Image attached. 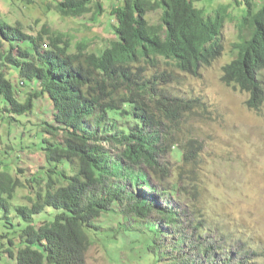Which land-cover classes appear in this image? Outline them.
<instances>
[{
  "label": "trees",
  "instance_id": "trees-1",
  "mask_svg": "<svg viewBox=\"0 0 264 264\" xmlns=\"http://www.w3.org/2000/svg\"><path fill=\"white\" fill-rule=\"evenodd\" d=\"M243 4L245 12L237 28L249 34L239 36L234 45L237 56L222 68L221 82L247 94V109L258 112L264 103L259 78L264 71V0L258 10L253 0H243ZM54 9L63 17L92 14L93 19L105 11L100 0H62ZM157 11L158 24H150L147 15ZM108 15L113 18L114 40L100 55L88 52L84 42L76 43L75 52L69 54L68 39L47 26L33 37L20 24L0 25L3 112L30 114L34 101L43 97L52 108V125L43 127L44 190L39 187L32 201L31 186L28 201L32 203L16 208L26 227L19 234L15 264H87L89 235L101 230L98 219L117 215L113 208L118 204L124 205L122 221L125 215L140 219L152 234L154 247H163L157 243L162 225L177 233L183 214L177 212L174 191L168 187L157 193L149 184L147 170L159 168L160 158L167 152L165 145L174 136L164 127L206 110L199 100L186 101L161 91L160 86L167 85L171 77L159 72V67L164 64L199 77V70L211 66L223 53L226 9L219 7L206 15L191 0H124L122 6L111 5ZM16 42L29 44L31 50H22ZM45 43L47 49L43 50ZM11 67L38 88L23 103L5 77ZM148 68L154 70L150 77ZM110 146L117 148L119 155L112 153ZM179 154L185 163L189 154ZM19 186L17 179L0 174V193L6 195L0 198V210L5 219L8 201ZM133 190H140L143 196ZM47 209L54 211L52 219L34 225L33 217ZM152 217L158 223L150 220ZM122 228L124 223H118L116 232L120 229L123 233ZM201 250L209 252L205 246ZM209 250L218 249L210 246ZM212 260L214 264L233 261L229 257L218 261L214 254ZM185 262L181 264H190Z\"/></svg>",
  "mask_w": 264,
  "mask_h": 264
},
{
  "label": "rangeland",
  "instance_id": "rangeland-1",
  "mask_svg": "<svg viewBox=\"0 0 264 264\" xmlns=\"http://www.w3.org/2000/svg\"><path fill=\"white\" fill-rule=\"evenodd\" d=\"M61 1L0 0V25L20 24L33 37L47 26L68 39L69 54L75 52L76 43L84 42L88 52L100 55L114 40L110 7L122 6L124 0H100L105 11L94 19L92 14L80 18L60 16L54 7ZM191 1L206 15L225 7L226 16L221 32L223 53L210 67L201 68L199 77L174 71L164 64L159 67V72H168L171 77L167 85L160 86L161 91L186 101L199 100L206 110L197 117H186L164 127L174 134L165 145L168 153L160 158L159 168L147 171L149 184L157 188V193L168 187L174 191L172 199L177 212L183 214L176 228L179 233L175 235L172 228L162 225L165 235L158 240H162L164 249L154 247L151 233L141 234L144 229L140 219L125 215L122 221L124 205L118 204L113 208L117 215L98 219L101 230L89 235L87 264H176L185 259L214 264L213 254L219 261L239 254L248 264H264V104L258 112L248 110V95L221 82L222 68L237 56L234 45L239 43V36L249 34L237 28L245 7L243 0ZM261 3L262 0H253L257 10ZM159 15L158 11L149 13L148 22L158 24ZM16 43L22 50H31L29 44ZM146 74L150 77L154 70L148 68ZM5 77L21 103L38 90L36 83L21 79L13 67L6 70ZM259 78L264 86V71ZM33 106L30 114L11 116L3 112L5 103L0 97V174L20 183L8 201L7 219L0 210V264H15L20 248L19 234L26 223L17 215L16 208L32 203L28 201L31 186L32 201L39 187L44 190L43 127L45 123L52 125V108L46 97L34 101ZM111 151L119 155L117 148ZM179 153L189 154L185 163ZM67 173L71 174L68 170ZM32 178L38 179L31 182ZM133 194L143 196L140 190H133ZM146 194L149 198L150 193ZM5 197L0 193V198ZM54 214L47 209L33 217V224L50 221ZM150 220L158 223L153 217ZM118 223L126 226L123 233L120 229L116 232ZM202 246L209 252L204 253ZM210 246L218 250H209ZM10 253L14 256L10 257Z\"/></svg>",
  "mask_w": 264,
  "mask_h": 264
},
{
  "label": "clouds",
  "instance_id": "clouds-1",
  "mask_svg": "<svg viewBox=\"0 0 264 264\" xmlns=\"http://www.w3.org/2000/svg\"><path fill=\"white\" fill-rule=\"evenodd\" d=\"M27 34V33H26ZM29 35V34H28ZM30 36H33V35H30ZM47 43H45L42 47H43V50H46L47 49V45H46ZM210 67V66H209ZM21 85H23V83H21ZM264 104V103H263ZM262 104V105H263ZM173 146H175V145H173ZM165 156V155H164ZM182 156V155H181ZM148 171V170H147ZM148 173V172H147ZM148 175V174H147ZM132 188V187H131ZM125 228H126V226H125ZM124 228V229H125ZM123 229V230H124ZM144 229V228H143ZM143 231H146L145 229L143 230ZM147 232V231H146ZM162 234H161V236H159V238H161L162 236H164L165 234V232L162 230ZM147 233H150V232H147ZM147 233H145V234H147ZM177 233H179V232H177ZM175 235H178V234H175ZM151 237H152V234H151ZM181 238V237H180ZM161 241L162 240H158L157 241V243L159 244V242L161 243ZM180 241H181V239H180ZM163 246V245H162ZM161 250H163L164 249V246L163 247H161L160 248ZM170 251H171V249H170ZM205 253V252H204ZM167 254V253H166ZM237 255H239V254H234V256L232 257V256H230V255H228L226 258H230V260H233V261H231V263L230 264H234L235 262H236V260H240L237 264H239V263H241V262H244V264H248V262L249 261H247V260H245V257H243V256H241V259H240V256L238 257ZM235 257H238V259L237 258H235ZM226 258H223L222 260H224V259H226ZM185 260H187V259H185ZM185 260H183V261H185ZM188 261V260H187ZM219 261V260H218ZM182 262V261H181ZM181 262L180 263H176V264H181ZM185 263H192V264H198V263H196V262H192V261H188V262H185ZM207 264H210V263H207Z\"/></svg>",
  "mask_w": 264,
  "mask_h": 264
},
{
  "label": "bare ground",
  "instance_id": "bare-ground-1",
  "mask_svg": "<svg viewBox=\"0 0 264 264\" xmlns=\"http://www.w3.org/2000/svg\"><path fill=\"white\" fill-rule=\"evenodd\" d=\"M173 66V65H172ZM168 153V152H167Z\"/></svg>",
  "mask_w": 264,
  "mask_h": 264
}]
</instances>
